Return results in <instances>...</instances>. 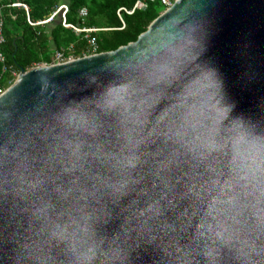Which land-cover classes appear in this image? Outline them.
I'll list each match as a JSON object with an SVG mask.
<instances>
[{
  "label": "water",
  "instance_id": "1",
  "mask_svg": "<svg viewBox=\"0 0 264 264\" xmlns=\"http://www.w3.org/2000/svg\"><path fill=\"white\" fill-rule=\"evenodd\" d=\"M0 264H264V0H179L134 43L22 70Z\"/></svg>",
  "mask_w": 264,
  "mask_h": 264
},
{
  "label": "trees",
  "instance_id": "2",
  "mask_svg": "<svg viewBox=\"0 0 264 264\" xmlns=\"http://www.w3.org/2000/svg\"><path fill=\"white\" fill-rule=\"evenodd\" d=\"M137 0H1L2 6L12 3H23L29 8V16L33 22L44 20L60 4H67L70 12L67 22L79 25L78 13L87 8L89 18L85 25L89 28H98L101 31L95 34L99 43V52H113L137 41L145 33L153 21L163 12L158 4H150L145 11H137L133 16H124L126 27L121 28L117 16L120 8H133ZM5 16L4 37L6 45L5 66L20 73L28 71L39 64H50L53 53L62 47L74 45L76 54L80 56L86 47L82 37L76 36L71 30L64 29L60 21L49 26L32 27L26 19V12L22 9H4ZM15 17V19L13 18ZM4 65L0 63V87H9L10 75L3 73Z\"/></svg>",
  "mask_w": 264,
  "mask_h": 264
},
{
  "label": "built area",
  "instance_id": "3",
  "mask_svg": "<svg viewBox=\"0 0 264 264\" xmlns=\"http://www.w3.org/2000/svg\"><path fill=\"white\" fill-rule=\"evenodd\" d=\"M178 1L179 0H137L133 8L131 9L120 8L117 11V16L121 23V28L119 30H124L126 27V24L123 19L124 16H133L137 11H145L147 10L150 4L160 5L163 9V12L161 14H163L166 11L170 10ZM7 8L10 10L11 9L25 10L27 22L32 27L49 26L50 24L58 20L60 21L64 29L71 30L76 36L82 37L84 41L86 42V47L84 50H82V54L80 56H77L76 47L72 44V45L57 49L52 55L51 63L43 64L40 66H50V65L69 63V62H74L79 59H83V58H87V57L100 54L99 43H98L97 38L95 37V34L101 31H106V30L98 29L94 27L89 28L85 25L86 20L89 18V12L87 8H82L78 13L80 24L73 25L67 22V16L70 12V7L67 4L62 3L58 5L57 7H55V9L51 12V14L47 16L44 20L33 22L30 19L29 8L27 5L20 3V2L12 3L0 9V63L4 65L3 73L9 74L10 79L14 82L16 81L20 73L14 71L11 68H7L5 66L6 58H5V54L3 51V48L6 45V40L4 37L5 16L3 15L2 11ZM13 18L15 19V17ZM5 91H6L5 89L0 87V96L3 95Z\"/></svg>",
  "mask_w": 264,
  "mask_h": 264
},
{
  "label": "rangeland",
  "instance_id": "4",
  "mask_svg": "<svg viewBox=\"0 0 264 264\" xmlns=\"http://www.w3.org/2000/svg\"><path fill=\"white\" fill-rule=\"evenodd\" d=\"M2 7H4V6H2ZM40 65H43V64H39V65H37V66H35V67H38V66H40ZM35 67H34V68H35ZM10 80H11V79H10ZM9 83H10V84H9V87H10V86L14 83V81H10ZM9 87H8V88H9ZM8 88H7V89H8ZM7 89H6V90H7Z\"/></svg>",
  "mask_w": 264,
  "mask_h": 264
},
{
  "label": "crops",
  "instance_id": "5",
  "mask_svg": "<svg viewBox=\"0 0 264 264\" xmlns=\"http://www.w3.org/2000/svg\"><path fill=\"white\" fill-rule=\"evenodd\" d=\"M0 2H1V0H0Z\"/></svg>",
  "mask_w": 264,
  "mask_h": 264
}]
</instances>
